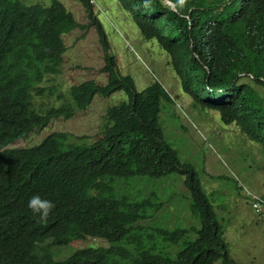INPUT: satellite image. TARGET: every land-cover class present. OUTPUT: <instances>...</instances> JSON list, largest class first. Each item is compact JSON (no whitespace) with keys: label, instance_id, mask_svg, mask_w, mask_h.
<instances>
[{"label":"trees","instance_id":"1","mask_svg":"<svg viewBox=\"0 0 264 264\" xmlns=\"http://www.w3.org/2000/svg\"><path fill=\"white\" fill-rule=\"evenodd\" d=\"M75 1L85 8L87 25L78 24L57 0L24 9L22 0H0V264H130L134 256L151 264H194L197 239L183 241L173 257L158 250L143 226L170 202V194L157 192V182L173 175L183 177V196L201 227L164 232V239L177 244L187 230L214 262L227 264L210 200L217 199L215 192L205 190L191 164L180 162L160 124L163 104L176 107L174 96L157 79L137 91L133 79L120 72L123 62L109 53L93 5ZM114 1L149 41L152 53L143 61L171 66L178 83L171 77L167 84L178 86L175 97L190 98L194 109L218 111L222 123L237 125L254 147L264 150V0H215L220 12L214 14L197 6L174 12L162 0ZM89 28L96 30L102 47L104 65L97 80L105 76V84L64 83L58 79L67 49L63 36ZM121 92L125 98L97 123L90 106L94 97ZM72 122L79 130L97 128L99 138L76 143L70 132L53 131L34 146L12 147L41 137L56 123L75 129L68 126ZM79 130V139L89 138ZM211 178L243 190L237 179ZM132 180H144L153 190L134 197L114 188L116 181ZM243 194L251 212L264 220V196ZM33 195L55 205L46 222L27 207ZM86 238L101 239L107 247L77 249L64 260H53L52 249Z\"/></svg>","mask_w":264,"mask_h":264},{"label":"rangeland","instance_id":"2","mask_svg":"<svg viewBox=\"0 0 264 264\" xmlns=\"http://www.w3.org/2000/svg\"><path fill=\"white\" fill-rule=\"evenodd\" d=\"M58 1L73 15L78 24H88L87 13L82 3L75 0ZM26 2L48 5L51 0H26ZM88 2L90 6L93 5L91 9L94 10L95 17L102 23L111 55L118 56L125 40L137 46L142 55L151 56L150 45L143 42L137 27L121 11L116 1L88 0ZM127 11L131 13V10L127 9ZM112 27L114 29L111 31ZM63 39L67 50L62 55L63 72L58 79L69 85L87 80H96L98 83L105 84V76H102V82L97 80L98 72L104 65V58L96 30L94 28H89L85 32L75 30L63 36ZM120 62H123L120 72L133 79L137 91L144 90L153 79H157L164 82L165 89L174 96L176 103L181 105L182 112L180 113L175 105L171 107L167 103L163 104L161 117L163 123L160 120V124L167 143L177 151L180 162L191 164L200 174L205 190L209 193L215 192L214 196L217 199L209 197L223 227L229 260L235 264H264V220H258L251 212L242 191L233 189L232 185L225 181L211 178L220 176L227 178L230 182L237 179L244 184L246 190L256 194L255 198L264 196V150L254 147L253 142L242 133L237 125L222 123L218 111L200 109V107L194 109L190 98L175 97L179 94L178 86L176 84L169 86L167 82L170 77H174L177 83L178 80L169 63L168 70L171 76L166 77L156 66L143 60L138 61L132 58L125 62L122 59ZM154 63L163 64L161 61ZM63 89H68L67 84L63 85ZM260 91L264 95V89ZM99 98L104 100L106 106L111 107L115 105V102L123 100L125 94L115 93L108 98L95 96L91 105ZM96 106L99 107L101 104L97 103ZM96 109L91 108L92 118L100 124L103 119V109L100 113ZM171 114L176 115L178 122L171 117ZM56 125H52L49 131L43 132L41 137L33 136L26 141L19 140L12 147L35 145L39 138L53 131L70 132V141L76 143H92L99 138L97 128L79 130V124L74 122L69 123L68 126H73L75 129H69L67 126L56 127ZM78 130L89 138L79 139L76 136L80 135L76 134ZM183 180V177L173 175L157 182V192L165 197L170 194L172 198L170 202L166 201L165 208L155 213L145 225L155 227L163 223L165 228H173L177 225L185 228L192 224L197 228L201 227L200 217L191 211L189 201L183 196L185 193ZM114 188L122 193L129 192L134 197L147 196L153 190V186L144 180H132L128 183L116 181ZM223 195L227 196L228 201L222 197ZM215 205H221L222 209L215 208ZM188 238L194 239L195 235L192 237L188 235ZM103 242L104 247H107V243ZM90 243L94 245H88ZM98 245H101L100 241L89 240L74 244L72 248L83 246L95 248ZM61 249L64 250L59 255L66 256L58 258V248H54L51 251L53 260H64L74 252L69 245ZM170 249L174 251L175 247ZM215 264H220V262Z\"/></svg>","mask_w":264,"mask_h":264},{"label":"clouds","instance_id":"3","mask_svg":"<svg viewBox=\"0 0 264 264\" xmlns=\"http://www.w3.org/2000/svg\"><path fill=\"white\" fill-rule=\"evenodd\" d=\"M162 1L167 5V7H169L174 12H177L179 7H185L184 10H188L192 6H197L199 8H206L212 14H214L216 12H220L219 11V7L217 5V2L215 0H165V1L162 0ZM34 4H36V3H29V2H26V0H22V3H21L20 6H21V8L24 9V7H29V6H32ZM112 29H114V28H111V31H112ZM138 31H139V29H138ZM139 34H140L143 42L149 44V41L144 39V37L142 36L140 31H139ZM120 48H121L120 53L118 54L117 57L115 56L116 57V61L120 62L122 59H124V62H125V61H128V60H132V58H135L136 60L140 61V60H143L146 57V56L142 55L139 52V48L137 46H135L134 44H130L129 42H127L125 40H124V42H123V44H122V46ZM147 48H149V47H147ZM240 51L244 52L241 49H240ZM150 64L153 65V66H156L164 76H166V77L167 76H171L170 75L171 73L168 70V63L163 62V64L159 65V64H156V63L153 62V63H150ZM98 75H99V72H98ZM218 90L220 92V89H218ZM96 96H100V95H96ZM100 97H102V96H100ZM103 98H108V97H103ZM97 103L101 104V106H99V107L96 106ZM118 104H120V101L119 102H115V105H118ZM115 105H113V106H115ZM91 106L94 109H96L98 107L96 109L98 113H100V111L103 109L102 118L106 119V110L109 108V106L105 105L104 100L102 98L97 99L93 103V105H91ZM176 110L178 112H180V113L182 112V107H181L180 104L176 103ZM32 146H34V145H32ZM6 148H7V146H6ZM238 182H239L240 185L243 186V190H241V191L242 192L243 191H247L244 188V184L241 183L239 180H238ZM188 201H189V199H188ZM27 207L30 210V212L36 217V219L38 221L46 222L48 217H49V215H50V213L54 209L55 205L50 200L42 199L39 195H33L29 199V201L27 203ZM218 223L220 225V236H221L222 242H223V244L225 245V248H226L225 249L226 260L224 262H226L227 264H230V263L235 264L233 261L229 260V258H228V247H227L226 242H225L223 227H222V225L220 224L219 221H218ZM143 226L145 227V230L149 234H151L152 237L155 239V241L157 243V248H158L159 251H161V250L162 251H166V252L170 253L173 257H175V254L182 248L183 241H185V240L195 241L197 239L196 243L194 245L193 251H192V262L194 264H215L217 262H220V264H222V262H223V260H218V261L214 262L211 252L207 248H205L203 246V244L200 242L199 238H197V236L195 234H193L192 232H189L187 230H185L186 231L185 234L178 241L177 244L172 243L170 241H166L164 239V236H163L164 232L170 233V232H172L174 230H177V229L178 230L190 229L192 227H195L192 224H190L188 227H185V228L178 227L180 225H177V226H175L173 228H165L163 223H159L158 226H155V227H148L147 225H145V223H143ZM195 228H197V227H195ZM188 235L190 237H192V235H195V238L194 239H189ZM89 240H98V241L101 242V245H98L99 247H104L105 246V243L101 239H94V238H86L83 241H74V242L70 243L69 246L74 251L77 250V249L86 248V246L78 247V248H72V246L74 244L85 242V241H89ZM88 245H94V244L90 243ZM172 247H175L174 251H172L170 249ZM63 250L64 249L58 248V253H57L58 258H64L66 256V255H64V256L59 255V252L63 251ZM134 257H135V259H133L130 264H151L145 258L136 257V256H134Z\"/></svg>","mask_w":264,"mask_h":264},{"label":"bare ground","instance_id":"4","mask_svg":"<svg viewBox=\"0 0 264 264\" xmlns=\"http://www.w3.org/2000/svg\"><path fill=\"white\" fill-rule=\"evenodd\" d=\"M67 50V49H66Z\"/></svg>","mask_w":264,"mask_h":264},{"label":"crops","instance_id":"5","mask_svg":"<svg viewBox=\"0 0 264 264\" xmlns=\"http://www.w3.org/2000/svg\"><path fill=\"white\" fill-rule=\"evenodd\" d=\"M115 4V3H114Z\"/></svg>","mask_w":264,"mask_h":264}]
</instances>
